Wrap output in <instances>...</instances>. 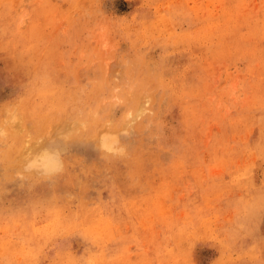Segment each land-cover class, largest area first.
Returning a JSON list of instances; mask_svg holds the SVG:
<instances>
[{
	"label": "rangeland",
	"instance_id": "1",
	"mask_svg": "<svg viewBox=\"0 0 264 264\" xmlns=\"http://www.w3.org/2000/svg\"><path fill=\"white\" fill-rule=\"evenodd\" d=\"M0 264H264V0H0Z\"/></svg>",
	"mask_w": 264,
	"mask_h": 264
},
{
	"label": "bare ground",
	"instance_id": "2",
	"mask_svg": "<svg viewBox=\"0 0 264 264\" xmlns=\"http://www.w3.org/2000/svg\"><path fill=\"white\" fill-rule=\"evenodd\" d=\"M58 99H59V98H58ZM42 122H43V121H42ZM42 124H43V123H42ZM42 124H41V125H42ZM40 129H41V128H40ZM67 129H68V128H67ZM40 133H41V132H40ZM40 133H39V134H40ZM41 134H42V133H41ZM68 137H69V136H68ZM47 150H48V149H47ZM97 150H98V149H97ZM45 151H46V150H45ZM45 151H44V152H45ZM45 153H47V152H45ZM49 158H51V157H49ZM49 158H48V159H49ZM44 161H45V160H44ZM48 162H49V161H48ZM33 163H34V162H33ZM35 163H36V162H35ZM44 164H45V163H44ZM46 164H47V163H46ZM24 165H25V164H24ZM29 167H30V166H29ZM48 167H49V166H48ZM38 168H39V167H38ZM38 174H39V173H38ZM93 222H94V221H93ZM94 224H95V223H94Z\"/></svg>",
	"mask_w": 264,
	"mask_h": 264
}]
</instances>
